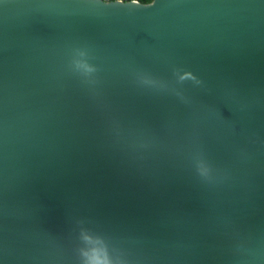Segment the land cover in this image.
Instances as JSON below:
<instances>
[{
	"label": "water",
	"instance_id": "95a60500",
	"mask_svg": "<svg viewBox=\"0 0 264 264\" xmlns=\"http://www.w3.org/2000/svg\"><path fill=\"white\" fill-rule=\"evenodd\" d=\"M108 260L264 264L262 0H0V264Z\"/></svg>",
	"mask_w": 264,
	"mask_h": 264
},
{
	"label": "clouds",
	"instance_id": "9594fccd",
	"mask_svg": "<svg viewBox=\"0 0 264 264\" xmlns=\"http://www.w3.org/2000/svg\"><path fill=\"white\" fill-rule=\"evenodd\" d=\"M102 2L109 7L113 5H123L126 7L135 6L144 9H159L163 7V0H102ZM262 2H264V0H262ZM89 264H93V262L90 261ZM105 264H113V262L108 260L105 261Z\"/></svg>",
	"mask_w": 264,
	"mask_h": 264
}]
</instances>
